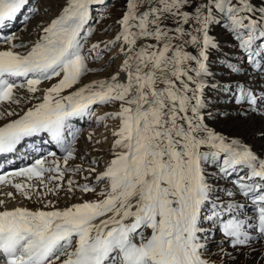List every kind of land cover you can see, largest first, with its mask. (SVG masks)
Wrapping results in <instances>:
<instances>
[{
  "label": "snow or ice",
  "instance_id": "1",
  "mask_svg": "<svg viewBox=\"0 0 264 264\" xmlns=\"http://www.w3.org/2000/svg\"><path fill=\"white\" fill-rule=\"evenodd\" d=\"M104 3L66 0L26 53L14 50V35L3 38L11 49L0 51V105L19 104L18 88L35 94L42 82L59 80L40 102L0 126V155L18 154L47 134L66 157L64 167L55 159L46 167V158H39L0 174V185L28 200L44 197L33 180L45 193H57L74 153L64 147L66 134L77 136L69 122L91 117L93 105L119 103L110 118L120 124L112 133L113 158L97 177L107 182L103 198L64 209L49 201L48 210L0 211V264H209L203 250L213 226L235 249L264 243V156L205 120L213 118L206 89L234 95L237 105L252 110L258 103L247 81L218 80L209 61L222 52L211 33L223 26L240 58L220 62L221 70L247 75L249 65L264 82V0L259 6L254 0H128L113 44L121 45L120 69L61 95L90 71L88 55L100 58L99 45L84 54L82 33L92 6ZM28 5L0 0V31ZM17 178L24 180L14 183ZM74 183L68 181L69 192ZM79 190L95 191L87 184Z\"/></svg>",
  "mask_w": 264,
  "mask_h": 264
},
{
  "label": "bare ground",
  "instance_id": "2",
  "mask_svg": "<svg viewBox=\"0 0 264 264\" xmlns=\"http://www.w3.org/2000/svg\"><path fill=\"white\" fill-rule=\"evenodd\" d=\"M31 1L33 0H29V2ZM55 1L57 0H41V2L39 3L38 7H36L35 10L31 8V5L29 4L27 10L23 12L16 19L15 22L11 23L7 28L0 31V51L11 49V44L3 43V38L9 35L15 36V40L13 41V43L17 45V47L14 49L15 51L20 53H26L27 51H29L30 48L37 41L41 39L43 35V29L48 27L53 20H55L61 15L62 13L61 10L59 11L53 9V5L55 4ZM254 3L257 6H259L261 4V0H254ZM98 8L92 10L91 15H93L95 12H100V11L104 12L107 10L108 7H106V2H105L104 4L99 5ZM31 13L32 16H30V23H28V25L27 23L24 24L25 25L24 28L19 30V28L23 26L21 25L19 27V24L23 21V19L26 18L27 15ZM89 28L91 29V34L89 35L87 30L86 35L83 36L85 41L84 49H83L84 54L88 55L89 49H91L93 45H99L100 54L108 53L110 50L112 51V49H114L110 55L108 54L109 58L110 57L114 58V55L116 54L120 55L121 58L119 57L120 59L118 62H116V64H120V63L122 64L124 56L119 53V48L121 47V45L116 43L115 47H113V44L115 43V38L120 33L121 30L119 32H116L113 36L112 35L109 36L110 38L109 37L104 38L106 34L104 35L103 32L106 31L107 29L106 25H101L96 28L93 26ZM220 30L222 32L220 34L223 35L226 33L223 26H220ZM211 34L214 35V37L221 43V47H222V52L213 53L218 57L215 59V61L227 63L229 61L235 62L236 59L240 58L237 55V49L234 47L235 41L233 40V37H231L232 38L231 43H226L222 38L219 37L215 29ZM92 35H94V38ZM90 36H92V39H89ZM96 38H100L101 41L100 40L95 41ZM191 51L192 49H190V52ZM88 57L90 60L94 58L96 59V52H93L91 55H88ZM210 60L213 61V59L211 58ZM106 64L107 62L105 61H102L101 64L98 65H95L93 63L89 64L91 71L88 72V74H86L84 77H82L78 84H76L73 88L65 90L64 92L61 93V95H67L70 92H73L76 89L91 84L95 81L107 80L113 74H115L121 67L120 64L119 67L106 70V72L104 73L100 72L102 71V67H105ZM211 64L213 65V62H211ZM216 64L220 66L219 62L218 63L216 62ZM218 66L217 69L221 71V73L215 72V75L218 78V80L228 81L229 79H232V80H239L241 82L247 81L248 87L256 90L254 94L257 96L258 103L256 106H253L254 110H252L249 108L247 104L237 105L234 102V95L215 92L214 93L215 98H211L212 96L210 97L208 93V89H206V96L211 101L210 110L213 114V118L211 119L219 118L220 121L219 126L217 127L212 126V127L218 133H221L226 137L239 139L245 145L251 147L254 152H256L261 156H264V102H261V100H264V92L260 91V89L264 88V82L261 81V79L259 78V76L255 71L250 69L249 65H244V71L248 73L247 75H239V76H231V77L227 70H221V67L218 68ZM213 71H214V67H213ZM58 80L59 78H54L51 81L42 82V86H40L41 87L40 91H38L35 94L25 93L24 92L25 89H19V88L16 89L15 95L19 98L20 103L9 104L5 102L3 105H0V113H4V118L0 119V126H3V124L7 122H11L13 120L18 119L29 108L33 107L34 104L40 102V98L43 97L45 91L50 87H52L55 83H57ZM111 105H113L115 109V107L119 105V103L116 105L115 103ZM223 105H231V106L230 108H223ZM100 106L102 105L96 104L97 109L95 111V114L93 115V120L96 121V123L103 121L104 116L112 113L111 111H109L110 108H112L111 106H108L106 108H101ZM107 110L109 111L108 113ZM9 112H15L18 113V115H8ZM211 119H209L207 116L205 117L207 123H210L208 121ZM111 120L113 122L114 119ZM90 121L91 120L87 119V117L84 116L82 118L81 117L74 118L69 122L71 124V131L76 132L77 136L75 140H73V137L70 133L66 134V140H65L66 147L70 145L72 142H75V144H73L72 147L74 149L73 158L69 159L66 165L68 171L65 172V175L63 177V187L55 194L45 193L43 185H39L37 181L33 180L30 183L40 186V189L38 190L39 192L44 193V197L43 199H40L37 196H33L32 200H28L25 199L23 196H21L20 193L14 187L9 185H0V202H2L0 203V211L4 209L11 210L17 207L28 208L32 210H36V209L48 210L47 208H45V205L49 201H51L56 208L64 209L71 207L74 204L83 203L85 201H94L98 194L105 191L107 187V182L105 181V183L102 182L103 184H100L101 181L98 182L97 177L100 173H102L105 170L106 165L104 166L101 165V168L104 169H100L96 161L99 159V157L102 158L103 162L110 161V159L113 158L112 155L113 147L110 149H105V148L102 149L100 147L99 145L100 137L97 136V132H95L93 128L90 129L88 128L89 127L88 123H90ZM112 129L114 128L112 127ZM80 132L81 134H79ZM112 133L113 131L110 130L105 134L106 135L109 134L111 138ZM115 138L116 137H114L113 139ZM37 140L38 139H36V141ZM108 142H110L111 145L112 139H110ZM41 145L42 142H40V144L39 142H37L34 145L30 143V148L28 147L24 151H20L19 154H15L14 156H11L8 160H4L3 164L1 162L0 165H4L5 167H8L7 168L8 170H3V171H7V173H9L25 167L27 163L31 160V156H33L35 152L40 150ZM83 146H85L86 149L83 148ZM48 153H52V152H48ZM65 156H66L65 153H59V154L56 153V156L53 158L48 154L46 157L45 166L46 167L52 166V161L53 159H55L60 163L61 167H64ZM44 157L45 156H38L36 157V159L44 158ZM36 159H34L33 161H35ZM9 164H11V166H9ZM12 168L14 169L12 170ZM76 168L83 169V171H79L78 174L79 175L80 173L83 174L81 176L83 178L87 177V179L84 178L80 180L76 178L73 175V172L71 171L72 169H76ZM89 169H95V171L92 172L89 171ZM2 172L0 171V174ZM48 175L50 174L48 173L45 174L46 178ZM23 180L24 178H17V180H15L14 183ZM70 180L75 181V183L72 185L74 190L71 192L67 190L68 181ZM85 184H87L89 187L94 188L95 189L94 192L97 193V195L95 196L93 193L86 195L85 194L86 192H81L79 188L80 186ZM98 184L100 185L98 186ZM223 185H224L223 182H221L220 185L221 188H223ZM9 194H11V196H9ZM99 199L102 198L99 197ZM210 232L211 234L205 237V241L207 242L211 240L215 243H213V245H210L209 247H206L203 250L204 258L209 261V264H261V262L264 261V243H260L259 241H256L253 244L252 248L245 247L241 249H235L232 247L230 241L226 239L223 236L222 232L219 231L215 226H213L210 229Z\"/></svg>",
  "mask_w": 264,
  "mask_h": 264
},
{
  "label": "rangeland",
  "instance_id": "3",
  "mask_svg": "<svg viewBox=\"0 0 264 264\" xmlns=\"http://www.w3.org/2000/svg\"><path fill=\"white\" fill-rule=\"evenodd\" d=\"M41 2V0H33V1H31V2H29V4L31 5V8H33L34 10L36 9V7H38V5H39V3ZM105 2H106V7H108L107 8V10L106 11H104V12H102V11H100V12H95L93 15H91V17H93V18H91L89 21H90V24H88V25H86L85 26V32L84 33H82V36H85L86 35V33H87V30H88V28L89 27H98V26H101V25H106V27H107V29H106V31H104L103 33H104V38H107V37H109V36H113L116 32H119L120 30H121V25H120V23H119V20L123 17V15L125 14V12H126V4H127V2H128V0H105ZM37 5V6H36ZM66 6V0H57V1H55V4L53 5V9L54 10H61V11H63V8ZM99 7V5H93L92 6V8H93V10H95L96 8H98ZM99 9V8H98ZM34 10H33V12H34ZM36 12V11H35ZM30 16H32V13L31 14H29V15H27L26 16V18L25 19H23V21L19 24V27L21 26V25H23L22 27H20L19 28V30H21L22 28H24V24H26L27 23V25H28V23H30ZM102 22V23H101ZM100 23V24H99ZM104 23V24H103ZM118 30V31H117ZM215 30L217 31V33H218V35H219V37L220 38H222L226 43H231L232 41V36H230L227 32L225 33V34H220V33H222L221 32V30H220V27H217V28H215ZM6 34V33H5ZM228 35V36H227ZM93 36V38H94V35H92ZM92 36H90L89 37V39H92ZM110 38V37H109ZM97 39V40H96ZM95 39V41H98V40H100V38H96ZM223 40H221V41H223ZM101 41V40H100ZM3 43H4V40H3ZM4 44H7V43H4ZM190 48V47H189ZM187 49L188 51H190V49ZM113 50L114 49H112V51L110 50L108 53H103V54H100V58L99 59H92V60H90L89 59V57H88V63L89 64H91V63H93V64H95V65H98V64H101V62L102 61H105V62H107V64L105 65V67H102V71H100V72H102V73H104V72H106V70H110V69H112V68H116V67H119L120 66V64H116V62H118L119 61V59L121 58V56L120 55H114V58L113 57H110L109 58V55L113 52ZM109 54V55H108ZM120 57V58H119ZM210 58L211 59H213V61H209L210 62V64H211V62H213V67H214V71L215 72H218V73H221V71L219 70V69H217V64H216V62L218 63L219 62V65H220V61H215V59L216 58H218L215 54H213L212 56H210ZM102 59V60H101ZM90 60V61H89ZM88 64V66H89V69H90V65ZM218 68H220V66H218ZM90 71H91V69H90ZM89 71V72H90ZM88 74V73H87ZM84 77V76H83ZM40 86H42V83H41V85H39V89H41V87ZM40 91V90H39ZM24 92L25 93H28L27 92V90L25 89L24 90ZM208 93H209V95H210V97L211 98H215V96H214V93H215V91H212V90H208ZM213 94V95H212ZM116 104H118V103H115V105ZM230 104V103H229ZM108 106H111L112 108H110V110L109 111H111L112 113H110V114H113V112L114 113H116L117 111H118V108H119V105H117L116 107H115V109H114V106L113 105H111V104H108V105H102V106H100L101 108H106V107H108ZM230 106L231 105H223V108H230ZM117 108V109H116ZM96 105H93L92 106V110H93V115L95 114V111H96ZM108 110H107V113L109 112ZM110 114L109 115H106V116H104L103 117V121H101V122H97L96 123V121H94L93 120V115L91 116V117H88V116H86L87 117V119H89V120H91L90 121V123H88V128L90 129V128H93V130L95 131V132H97V136H99L100 138V140H101V142H100V140H99V145H100V147L102 148V149H110V148H112L113 147V143H114V140L116 139H113L114 137H112L113 135H111V138H110V135L108 134V135H106L105 133H107L108 131H110V130H112V131H114L115 129H117L118 127H119V124H120V121L119 120H116V119H114L113 120V122H114V124H113V122H112V118H110ZM218 117V116H217ZM221 119V118H220ZM109 122H111V123H109ZM115 122H117V123H115ZM119 122V123H118ZM208 122H210V123H208L211 127L213 126V127H217V126H219V123H220V121H219V118H215V119H211V120H209ZM95 123V124H94ZM111 125V126H110ZM115 126V127H114ZM112 127L114 128V129H112ZM102 128V129H101ZM107 131V132H106ZM79 134H81V132L79 133ZM104 136V137H103ZM105 136H107V137H105ZM112 139V144L110 145V142H108L110 139ZM76 140H78V139H76ZM72 144V143H71ZM74 144H75V142H74ZM108 144V145H107ZM80 145V144H79ZM78 145V146H79ZM68 147H73V144L71 145V146H68ZM108 147V148H107ZM83 148H85L86 149V147L85 146H83ZM45 154V153H44ZM47 156H45L44 158H46ZM66 157V156H65ZM35 159V158H34ZM33 159V160H34ZM112 159V158H111ZM110 159V160H111ZM33 160H30L28 163H27V165L25 166V167H28V166H31L35 161H33ZM106 160H107V158H106ZM33 161V162H32ZM97 162V164H98V166L100 167V169H104V168H101V165L102 166H104V165H108L109 164V162L110 161H105V162H103L102 161V158L101 157H99V159L96 161ZM8 167H5V169H3V170H8L7 169ZM106 169V168H105ZM2 170V171H3ZM1 171V172H2ZM79 172H76V173H73V175L76 177V178H78V179H80V180H82V179H84L81 175H83V174H81L80 173V175L78 174ZM76 174V175H75ZM105 183V181H101V183L100 184H103V183ZM100 184H98V186L100 185ZM38 187V189H40V186H37ZM223 187H224V185H223ZM94 194L95 196L97 195V193H95L94 191L93 192H86L85 194L87 195V194ZM100 194H98L97 196H96V199L95 200H97V199H99V197L100 198H103V197H101V196H99ZM35 208V207H34ZM213 243H215V242H213V241H207L206 242V247H209L210 245H213ZM224 249H225V247H224ZM223 249V250H224ZM242 253V252H241Z\"/></svg>",
  "mask_w": 264,
  "mask_h": 264
}]
</instances>
